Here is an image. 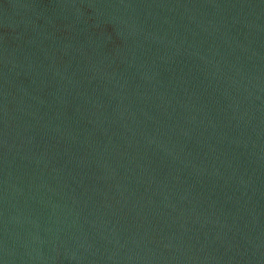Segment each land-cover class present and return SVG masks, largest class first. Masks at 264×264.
I'll use <instances>...</instances> for the list:
<instances>
[{
  "label": "water",
  "instance_id": "water-1",
  "mask_svg": "<svg viewBox=\"0 0 264 264\" xmlns=\"http://www.w3.org/2000/svg\"><path fill=\"white\" fill-rule=\"evenodd\" d=\"M0 264H264V0H0Z\"/></svg>",
  "mask_w": 264,
  "mask_h": 264
}]
</instances>
